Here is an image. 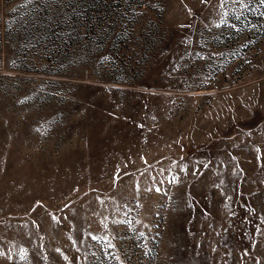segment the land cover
Segmentation results:
<instances>
[{"label": "rangeland", "instance_id": "obj_1", "mask_svg": "<svg viewBox=\"0 0 264 264\" xmlns=\"http://www.w3.org/2000/svg\"><path fill=\"white\" fill-rule=\"evenodd\" d=\"M243 4L0 0V264H264Z\"/></svg>", "mask_w": 264, "mask_h": 264}, {"label": "snow or ice", "instance_id": "obj_2", "mask_svg": "<svg viewBox=\"0 0 264 264\" xmlns=\"http://www.w3.org/2000/svg\"><path fill=\"white\" fill-rule=\"evenodd\" d=\"M229 0H221V7H223L226 3H228ZM233 3L239 2L242 4V6H246L243 4V0H232ZM260 4L264 5V0H259ZM226 21L224 19L221 20V23H225ZM111 246V245H110ZM118 259V258H117Z\"/></svg>", "mask_w": 264, "mask_h": 264}]
</instances>
